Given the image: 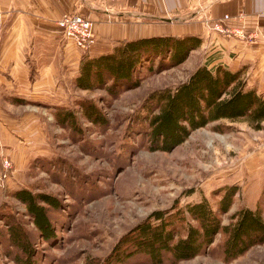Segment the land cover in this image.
<instances>
[{
  "label": "rangeland",
  "instance_id": "374dc122",
  "mask_svg": "<svg viewBox=\"0 0 264 264\" xmlns=\"http://www.w3.org/2000/svg\"><path fill=\"white\" fill-rule=\"evenodd\" d=\"M187 57L176 65L167 53L145 57L130 80L111 89L106 88L111 78L92 88L76 87L59 107L15 95L21 104L13 110L37 112L42 132L34 143L25 141L24 156L2 155L10 167L0 181V264H156L134 251L130 240L137 226L156 222V210L171 214L179 208L185 218L175 227L183 235L188 223H198L187 205L205 197L217 210L220 188L229 184L239 189L229 210L218 215L222 224L258 203L264 217V123L256 128L245 118H223L192 130L168 151L149 149L146 115L158 110L160 90L173 89L194 70ZM81 102L95 103L103 121L88 119ZM18 188L57 200L56 206L44 203L52 228L47 239L14 196ZM225 238L218 231L194 257L174 262L168 255L160 264H264V242L226 260Z\"/></svg>",
  "mask_w": 264,
  "mask_h": 264
},
{
  "label": "crops",
  "instance_id": "0c3cea01",
  "mask_svg": "<svg viewBox=\"0 0 264 264\" xmlns=\"http://www.w3.org/2000/svg\"><path fill=\"white\" fill-rule=\"evenodd\" d=\"M73 9L94 20L97 39L89 50L67 43L55 23ZM216 22L229 31L216 29ZM159 34L199 36L187 57L191 70L222 65L239 70L247 87L264 91V0H0V157L24 156L25 141L34 143L42 132L37 112L13 110L21 104L15 95L67 104L84 55Z\"/></svg>",
  "mask_w": 264,
  "mask_h": 264
},
{
  "label": "trees",
  "instance_id": "16d2710c",
  "mask_svg": "<svg viewBox=\"0 0 264 264\" xmlns=\"http://www.w3.org/2000/svg\"><path fill=\"white\" fill-rule=\"evenodd\" d=\"M200 40L194 34H159L118 40L109 52L96 56L84 55L74 83L77 87L92 88L96 83L106 84L111 78V84L106 87L111 89L122 79L130 80L145 57L150 59L167 53L169 63L176 65L186 59ZM131 84L136 85L137 80ZM81 103L83 107L85 104ZM157 105L156 112H152L148 118L146 115L151 150L168 151L184 141L192 130L211 121L245 118L251 125L260 128L264 120V92L247 87L240 78L239 70L232 71L222 65L214 69L204 64L197 65L188 78L173 89L160 90ZM66 114L62 112L64 117H68ZM84 115L92 121H103L101 110L92 102L84 106ZM238 189L237 184L220 188L222 194L217 210L205 197L188 204L186 211L198 223H188L183 235L175 227L177 219L185 218L183 210L178 208L171 214L162 210L152 212L157 221L142 222L136 228L137 234L129 239L136 249L134 251L145 252L156 264H160L168 255L174 262L189 259L205 250L215 234L222 231L226 235L224 258L230 260L251 246L263 243L264 217L259 203L255 208H240L232 214L233 220L221 223L218 215L229 210ZM13 194L25 204L26 212L40 234L46 239L50 237L52 228L44 203L56 206L54 196L44 192L33 193L26 188H18ZM261 198L264 200V186ZM14 243L19 244L18 238Z\"/></svg>",
  "mask_w": 264,
  "mask_h": 264
},
{
  "label": "built area",
  "instance_id": "2783aa9c",
  "mask_svg": "<svg viewBox=\"0 0 264 264\" xmlns=\"http://www.w3.org/2000/svg\"><path fill=\"white\" fill-rule=\"evenodd\" d=\"M224 17H228L225 14ZM55 23L61 30L62 37L67 43H71L74 46L83 50H89L96 42V34L94 32V20L86 17L78 10H71L62 14ZM214 27L220 31L228 32L220 22L214 23ZM10 167L9 160L1 156L0 157V181L5 177Z\"/></svg>",
  "mask_w": 264,
  "mask_h": 264
}]
</instances>
